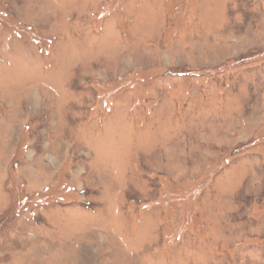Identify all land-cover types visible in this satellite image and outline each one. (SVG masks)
Returning <instances> with one entry per match:
<instances>
[{
	"label": "rangeland",
	"instance_id": "obj_1",
	"mask_svg": "<svg viewBox=\"0 0 264 264\" xmlns=\"http://www.w3.org/2000/svg\"><path fill=\"white\" fill-rule=\"evenodd\" d=\"M0 264H264V0H0Z\"/></svg>",
	"mask_w": 264,
	"mask_h": 264
},
{
	"label": "crops",
	"instance_id": "obj_2",
	"mask_svg": "<svg viewBox=\"0 0 264 264\" xmlns=\"http://www.w3.org/2000/svg\"><path fill=\"white\" fill-rule=\"evenodd\" d=\"M41 253L44 254V255H43V260H44L45 258H48V254H49L48 251H46V250H42Z\"/></svg>",
	"mask_w": 264,
	"mask_h": 264
}]
</instances>
